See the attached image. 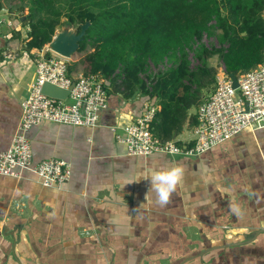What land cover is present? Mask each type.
<instances>
[{
    "label": "crops",
    "instance_id": "1",
    "mask_svg": "<svg viewBox=\"0 0 264 264\" xmlns=\"http://www.w3.org/2000/svg\"><path fill=\"white\" fill-rule=\"evenodd\" d=\"M26 18V8L0 0V151L42 48L27 46ZM114 84L106 83L108 107L95 127L43 121L28 130L33 160L64 159L71 174L62 189L29 171L0 175V264H264V128L198 156L131 155L115 133L140 115L141 89L126 97ZM194 124L173 139L190 144ZM173 164L185 167L184 180L160 207L145 177ZM243 234L254 238L227 245Z\"/></svg>",
    "mask_w": 264,
    "mask_h": 264
},
{
    "label": "trees",
    "instance_id": "2",
    "mask_svg": "<svg viewBox=\"0 0 264 264\" xmlns=\"http://www.w3.org/2000/svg\"><path fill=\"white\" fill-rule=\"evenodd\" d=\"M14 7L27 10L29 48L40 49L66 22L89 21L69 73L99 72L126 97L142 89L141 102L159 106L151 130L162 139L196 123L189 110L215 86L209 57L235 76L264 58V0H14Z\"/></svg>",
    "mask_w": 264,
    "mask_h": 264
},
{
    "label": "built area",
    "instance_id": "3",
    "mask_svg": "<svg viewBox=\"0 0 264 264\" xmlns=\"http://www.w3.org/2000/svg\"><path fill=\"white\" fill-rule=\"evenodd\" d=\"M36 57L35 77L27 97L20 102L16 131L9 146L0 151V175L23 179L26 178L24 171H29L41 185L62 189L70 178L71 164L58 158L34 161L27 132L43 121L95 127L101 112L108 107L106 80L99 72L69 73L70 59L46 46L36 53ZM218 69L213 91L196 109L190 144L162 139L152 133L151 124L158 106L150 100L142 103L140 115L124 125L122 133H115V138L131 155L198 156L240 132L264 128V58L236 76V88L232 87L223 65ZM45 82L68 90V94L63 99L43 94L41 86Z\"/></svg>",
    "mask_w": 264,
    "mask_h": 264
},
{
    "label": "water",
    "instance_id": "4",
    "mask_svg": "<svg viewBox=\"0 0 264 264\" xmlns=\"http://www.w3.org/2000/svg\"><path fill=\"white\" fill-rule=\"evenodd\" d=\"M90 22L85 21L80 25H72L66 22L60 26L59 31L52 37V39L46 43V48L66 58H70L77 50L79 42L82 40L86 33V29ZM231 79V85L233 88L238 86L236 76L233 73H228ZM41 92L50 97L63 99L68 94V90L61 89L51 83L45 82L41 86ZM264 230V229H263ZM256 235V234H255ZM254 236L228 243L227 245H243L253 240Z\"/></svg>",
    "mask_w": 264,
    "mask_h": 264
},
{
    "label": "clouds",
    "instance_id": "5",
    "mask_svg": "<svg viewBox=\"0 0 264 264\" xmlns=\"http://www.w3.org/2000/svg\"><path fill=\"white\" fill-rule=\"evenodd\" d=\"M185 171L182 164H173L171 167L153 171L149 177H145L150 184L148 191L156 194V202L160 207L170 203L173 193L184 180Z\"/></svg>",
    "mask_w": 264,
    "mask_h": 264
},
{
    "label": "rangeland",
    "instance_id": "6",
    "mask_svg": "<svg viewBox=\"0 0 264 264\" xmlns=\"http://www.w3.org/2000/svg\"><path fill=\"white\" fill-rule=\"evenodd\" d=\"M59 29H60V27H58L56 30H55V32H54V35L56 34V32L57 31H59ZM53 35V36H54ZM45 46H46V44L45 45H43L42 46V48L41 49H43V48H45ZM92 50V49H91ZM78 58H79V55L77 54V52H75L69 59H70V63H72V62H75L76 60H78ZM208 60H209V62H210V64H212V65H215L216 66V73L219 71V67L222 65L221 63H219V59L217 58V56L216 55H213V56H211V57H209L208 58ZM164 62H165V60H164ZM150 66H151V68H153L152 67V64L150 63ZM162 67V66H161ZM142 82H143V87L145 88L144 90H147L148 89V87H147V83H146V81H145V78H144V76H142ZM141 92L143 91L142 89L140 90ZM212 90H210L208 93H210ZM208 93H204V90L202 91V96H206ZM138 94V93H137ZM139 95V94H138ZM258 140V139H257ZM235 160H237L236 158H234ZM239 161V160H238ZM261 214H262V212L261 211H258V213H257V216H261ZM241 221V223H242V220H240ZM246 222H248V223H250V221H246ZM243 235H247V237H245L246 239L248 238V237H250L248 234H243Z\"/></svg>",
    "mask_w": 264,
    "mask_h": 264
},
{
    "label": "flooded vegetation",
    "instance_id": "7",
    "mask_svg": "<svg viewBox=\"0 0 264 264\" xmlns=\"http://www.w3.org/2000/svg\"><path fill=\"white\" fill-rule=\"evenodd\" d=\"M249 238V237H248Z\"/></svg>",
    "mask_w": 264,
    "mask_h": 264
}]
</instances>
